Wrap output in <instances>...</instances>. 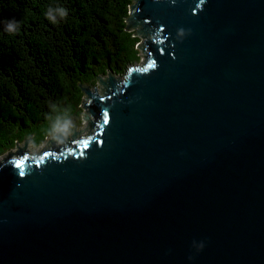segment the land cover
<instances>
[{
    "label": "water",
    "instance_id": "water-1",
    "mask_svg": "<svg viewBox=\"0 0 264 264\" xmlns=\"http://www.w3.org/2000/svg\"><path fill=\"white\" fill-rule=\"evenodd\" d=\"M127 29L86 128L0 159V264H264V0H134Z\"/></svg>",
    "mask_w": 264,
    "mask_h": 264
},
{
    "label": "trees",
    "instance_id": "trees-1",
    "mask_svg": "<svg viewBox=\"0 0 264 264\" xmlns=\"http://www.w3.org/2000/svg\"><path fill=\"white\" fill-rule=\"evenodd\" d=\"M134 0H0V155L79 117L83 86L141 62Z\"/></svg>",
    "mask_w": 264,
    "mask_h": 264
},
{
    "label": "rangeland",
    "instance_id": "rangeland-1",
    "mask_svg": "<svg viewBox=\"0 0 264 264\" xmlns=\"http://www.w3.org/2000/svg\"><path fill=\"white\" fill-rule=\"evenodd\" d=\"M133 30H135V33H136V31H137V29H133ZM139 41H138V44H141L142 42H143V40L139 37V39H138ZM137 44V45H138ZM138 48V47H137ZM139 49V48H138ZM140 50V49H139ZM141 51V50H140ZM141 53V56H142V59H143V53H142V51L140 52ZM141 59V60H142ZM103 76H105V75H103ZM121 76V75H120ZM97 81H98V79H97ZM97 84V83H96ZM94 87V86H93ZM80 107H82V106H80ZM80 107H79V111L81 110L80 109ZM84 109V111H85V108H83ZM78 118V121L81 123V128L82 129H85L86 128V126H87V122L85 121V113H81L80 115H79V117H77ZM69 126H71V125H69ZM66 129V128H65ZM58 130H60V129H58ZM57 130V131H58ZM57 131H55L54 132V134L57 132ZM66 131H67V129H66ZM54 134H52V135H50V136H48V138L43 142V143H41L40 145H35V143H36V140H34L33 139V137L31 138V140H30V142H31V144L29 145L28 144V146L23 142V143H18V145L16 146V147H14V148H12L11 150H17V149H19V147L20 146H27L28 148H30L29 150H31V152L33 153V152H39L40 150H42V149H44L45 147L47 148V147H49L50 146V144H49V139H50V137L51 136H53ZM8 154V152H6V153H4L3 155H0V159H2L5 155H7Z\"/></svg>",
    "mask_w": 264,
    "mask_h": 264
},
{
    "label": "flooded vegetation",
    "instance_id": "flooded-vegetation-1",
    "mask_svg": "<svg viewBox=\"0 0 264 264\" xmlns=\"http://www.w3.org/2000/svg\"><path fill=\"white\" fill-rule=\"evenodd\" d=\"M82 107H80V111H79V115L81 113H85L84 111V105L83 103H81ZM71 125V126H69ZM63 127H65L67 129L66 133H65V136H71L73 134V132L75 131H82L83 129L81 128V123L78 121V118L75 116L74 119H71V118H68L64 124H62L59 129H62ZM32 138V137H31ZM25 143V141H24ZM29 145L31 144V142L28 143ZM27 144V146H28ZM30 149V148H29Z\"/></svg>",
    "mask_w": 264,
    "mask_h": 264
}]
</instances>
